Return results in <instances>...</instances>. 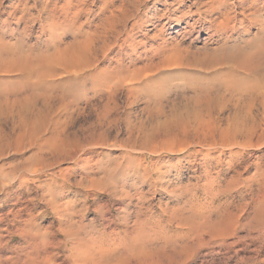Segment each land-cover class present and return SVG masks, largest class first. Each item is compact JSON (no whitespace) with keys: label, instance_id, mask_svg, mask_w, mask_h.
Here are the masks:
<instances>
[{"label":"rangeland","instance_id":"rangeland-1","mask_svg":"<svg viewBox=\"0 0 264 264\" xmlns=\"http://www.w3.org/2000/svg\"><path fill=\"white\" fill-rule=\"evenodd\" d=\"M0 264H264V0H0Z\"/></svg>","mask_w":264,"mask_h":264},{"label":"bare ground","instance_id":"bare-ground-1","mask_svg":"<svg viewBox=\"0 0 264 264\" xmlns=\"http://www.w3.org/2000/svg\"><path fill=\"white\" fill-rule=\"evenodd\" d=\"M181 3V2H180ZM245 3V2H244ZM222 7V6H221ZM168 9V8H167ZM255 13V12H254ZM251 14H253V13H251ZM250 14V15H251ZM228 21V19L227 18H224L223 19V22H224V24H226V22ZM232 28H235V27H232ZM226 33V32H225ZM91 63V62H90ZM246 100V99H245ZM263 101V100H262ZM258 102V101H257ZM18 135V134H17ZM2 232V231H1Z\"/></svg>","mask_w":264,"mask_h":264}]
</instances>
